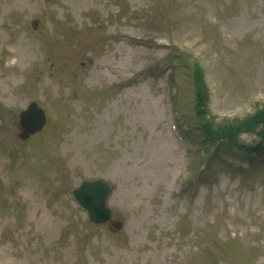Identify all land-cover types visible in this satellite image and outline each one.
<instances>
[{
    "label": "rangeland",
    "instance_id": "374dc122",
    "mask_svg": "<svg viewBox=\"0 0 264 264\" xmlns=\"http://www.w3.org/2000/svg\"><path fill=\"white\" fill-rule=\"evenodd\" d=\"M191 63L214 123L264 107V0H0V264H264V155L200 170Z\"/></svg>",
    "mask_w": 264,
    "mask_h": 264
},
{
    "label": "trees",
    "instance_id": "16d2710c",
    "mask_svg": "<svg viewBox=\"0 0 264 264\" xmlns=\"http://www.w3.org/2000/svg\"><path fill=\"white\" fill-rule=\"evenodd\" d=\"M192 84L194 89V114L202 141L215 149L243 153H264V107L244 117L224 119L214 123L209 117V92L203 73L196 63L192 64ZM243 134H252L254 139L247 143L241 140Z\"/></svg>",
    "mask_w": 264,
    "mask_h": 264
},
{
    "label": "water",
    "instance_id": "95a60500",
    "mask_svg": "<svg viewBox=\"0 0 264 264\" xmlns=\"http://www.w3.org/2000/svg\"><path fill=\"white\" fill-rule=\"evenodd\" d=\"M37 20H33L36 24ZM19 124L21 130L19 137L27 138L30 134L41 129L45 122L43 110L35 102H30L26 109L19 113ZM109 184L103 179L83 180L72 189V193L78 203L87 211L91 221L100 223L110 218L111 210L106 204L107 196L110 192ZM114 226L119 228L120 221H115Z\"/></svg>",
    "mask_w": 264,
    "mask_h": 264
},
{
    "label": "bare ground",
    "instance_id": "6f19581e",
    "mask_svg": "<svg viewBox=\"0 0 264 264\" xmlns=\"http://www.w3.org/2000/svg\"><path fill=\"white\" fill-rule=\"evenodd\" d=\"M23 46L21 45H18V49L15 51V57L17 59H19L20 61L23 60V59H30L31 56H29L27 53H26V50H23L22 49Z\"/></svg>",
    "mask_w": 264,
    "mask_h": 264
}]
</instances>
